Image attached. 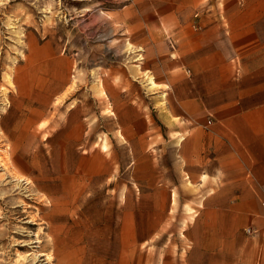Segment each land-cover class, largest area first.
<instances>
[{"label":"crops","instance_id":"1","mask_svg":"<svg viewBox=\"0 0 264 264\" xmlns=\"http://www.w3.org/2000/svg\"><path fill=\"white\" fill-rule=\"evenodd\" d=\"M106 17L85 88L68 34H31L7 79L8 179L55 203V264H264V0H129Z\"/></svg>","mask_w":264,"mask_h":264},{"label":"rangeland","instance_id":"2","mask_svg":"<svg viewBox=\"0 0 264 264\" xmlns=\"http://www.w3.org/2000/svg\"><path fill=\"white\" fill-rule=\"evenodd\" d=\"M128 3L129 0H0V116L10 98L15 99L17 95L15 85L7 79L15 80L17 66L24 61L25 43L31 34L40 40L51 34H59L62 39L63 34H68L69 40L67 36L61 43L71 46L76 43L81 72L73 84L74 92L79 86L83 89L97 80L93 77L96 69L89 64L88 46L94 43V35L105 32L106 16ZM74 34H80L79 41L73 40ZM97 75L103 77L99 70ZM4 140L0 141V264H55L60 249H55L56 238L48 227L49 222L56 219L55 203L33 183L29 185L35 189L32 191L21 185L14 189L8 179V156L5 154L8 146ZM113 141L119 144L115 138ZM15 154L18 158L26 155L27 163L41 161V153ZM112 162L115 168L122 165L126 168L128 160L120 153L111 159ZM41 172V168H34L31 173L26 171L22 175L41 183ZM113 175L121 176V170L116 168ZM69 210L73 215L74 209ZM101 212V209H92L90 216H100Z\"/></svg>","mask_w":264,"mask_h":264}]
</instances>
